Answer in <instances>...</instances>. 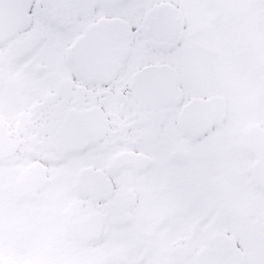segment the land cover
I'll list each match as a JSON object with an SVG mask.
<instances>
[{
  "label": "snow or ice",
  "instance_id": "snow-or-ice-1",
  "mask_svg": "<svg viewBox=\"0 0 264 264\" xmlns=\"http://www.w3.org/2000/svg\"><path fill=\"white\" fill-rule=\"evenodd\" d=\"M0 264H264V0H0Z\"/></svg>",
  "mask_w": 264,
  "mask_h": 264
}]
</instances>
